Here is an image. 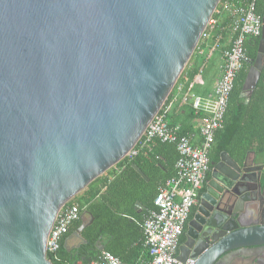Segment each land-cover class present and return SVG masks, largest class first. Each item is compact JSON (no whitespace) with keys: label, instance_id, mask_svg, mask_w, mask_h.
<instances>
[{"label":"water","instance_id":"1","mask_svg":"<svg viewBox=\"0 0 264 264\" xmlns=\"http://www.w3.org/2000/svg\"><path fill=\"white\" fill-rule=\"evenodd\" d=\"M220 1L0 0V264H52L58 213L136 147ZM256 81L251 70L242 93ZM202 205L190 226L211 248L199 264L264 253V210L244 223Z\"/></svg>","mask_w":264,"mask_h":264},{"label":"built area","instance_id":"2","mask_svg":"<svg viewBox=\"0 0 264 264\" xmlns=\"http://www.w3.org/2000/svg\"><path fill=\"white\" fill-rule=\"evenodd\" d=\"M260 1L262 0H245L235 6L225 3L231 28L230 37L225 44L222 45V38L218 37L213 46H208L209 40L217 30L218 19L212 17L202 34L196 51L205 59V63L181 100L182 105H190L199 117L198 134L181 136V127L168 123V116L179 101L176 96L169 105L163 106L162 112H159L147 128L142 141L138 142L144 147L155 140L175 144L179 155L175 175L159 189L154 200V209L149 212L143 224V245L149 258L143 264H193L192 260L185 263L178 260L177 244L205 179L209 167V153L216 134L224 127L235 82L246 60L245 43L260 34L261 18L256 12ZM216 13L222 16L223 12ZM221 47L224 49L221 55V75L216 80L212 93L206 96L195 94L193 91L196 87L206 86L203 77L206 66ZM179 91H184V85L179 86ZM137 153L138 151L133 149L127 157L134 158ZM80 220L81 212L77 204H67L61 209L47 240V254L56 258L64 237L73 224ZM90 264L124 263L111 252L105 251Z\"/></svg>","mask_w":264,"mask_h":264},{"label":"trees","instance_id":"3","mask_svg":"<svg viewBox=\"0 0 264 264\" xmlns=\"http://www.w3.org/2000/svg\"><path fill=\"white\" fill-rule=\"evenodd\" d=\"M244 2L245 0L220 1L216 11L223 13H221L222 16L218 15L216 12L213 15V18L218 19L219 24L216 32L209 40L208 46H213L218 37L222 38L221 43L223 45L230 37V17L225 10V3H228V6H235L238 3ZM249 41L250 40L246 41L245 47L248 45ZM204 45H202V48ZM223 50V47H221L218 56L221 55ZM204 63L205 59L200 57L197 51H195L165 103V106L169 105L176 96L179 97V101L174 107L172 115L169 116L172 123H170L169 118L168 123L174 127L180 126L181 136H196L198 134L195 123H197L199 117L195 114L190 105H182L181 100ZM245 80L246 72L242 70L237 77L235 88L229 102V108L225 118L226 132L234 127L240 118L247 116L248 112L251 111L255 114L256 108L260 105L259 102L255 103L257 106L247 107L241 100L240 94L243 90ZM180 85H184V91H179ZM205 87H196L193 92L198 95L206 96L210 94L211 90H207ZM223 134L228 140V134H225V132H223ZM134 150L138 151L137 156L134 158L126 157L120 161L68 203L69 205L72 203L77 204L81 214L87 213L91 219H94V222L92 225L88 226L81 235L82 239L87 242L86 245H82L68 252L64 247V243L80 228L82 221L80 220L73 224L69 233L64 237L62 247L56 254V258L51 254H47V259L52 264H90L99 256L96 243L101 235L99 231L100 226L104 225V223L106 225L114 224V219L119 214H132L131 210L136 202L149 201L151 203L149 210L154 209V200L159 189L163 183L175 175V165L179 158L177 146L175 144L161 143L155 140L146 147L138 143ZM239 150H242L245 154L249 148H245L241 145ZM133 165L138 167L145 174L149 182H146L134 170ZM146 260H149L148 256Z\"/></svg>","mask_w":264,"mask_h":264},{"label":"flooded vegetation","instance_id":"4","mask_svg":"<svg viewBox=\"0 0 264 264\" xmlns=\"http://www.w3.org/2000/svg\"><path fill=\"white\" fill-rule=\"evenodd\" d=\"M256 10L261 18V31L258 37L249 39L242 69L246 77L251 70L257 73L256 87L241 92L240 98L247 107L257 106L255 103L259 102L261 107L256 108L255 114L248 112L227 132L224 124L220 133L216 134L205 179L177 244L178 252L182 250L189 255L188 260H192L193 264H199L201 257L211 248L198 239V231L190 226L199 208H203L202 204L214 210L225 209L230 214L239 212L244 215V223L253 221L249 215L254 209L257 212L264 210V0L259 2ZM223 132L228 134V140ZM241 145L249 148L245 154L239 150ZM227 174L231 180L226 178ZM226 193L230 204L218 208V198ZM82 245H86L83 239L78 246ZM244 252L228 254L219 264H245L248 261L245 255L252 256L249 264H264V253L252 252L251 255Z\"/></svg>","mask_w":264,"mask_h":264},{"label":"crops","instance_id":"5","mask_svg":"<svg viewBox=\"0 0 264 264\" xmlns=\"http://www.w3.org/2000/svg\"><path fill=\"white\" fill-rule=\"evenodd\" d=\"M218 54H220V51L216 52L213 58H215L216 55L218 56ZM221 55L218 57L221 58ZM172 112L169 114V116L172 115ZM170 119L171 118H169V121L172 123V120ZM195 125L198 132L197 123H195ZM150 204L151 203L149 201L136 202L131 210L132 214H119L114 219V224L106 225L104 223V225L100 226L99 231L101 235L96 243V248L99 252V255L105 251L114 253V255H116V257L119 258L124 264H143L145 261H147L146 258L148 254L143 245V224L149 212L151 211L149 210ZM81 217L82 223L86 222V220H88V222L92 220L87 213H82ZM78 240L79 238L75 236V233H73L65 241V249L68 252L77 249L79 247L76 246V242Z\"/></svg>","mask_w":264,"mask_h":264},{"label":"rangeland","instance_id":"6","mask_svg":"<svg viewBox=\"0 0 264 264\" xmlns=\"http://www.w3.org/2000/svg\"><path fill=\"white\" fill-rule=\"evenodd\" d=\"M222 64L221 58H219L217 55L215 58L211 59L208 62V65L206 66L205 73L203 75L205 81H206V87L205 89L207 90H212L213 87L216 84V80L220 77L221 71H220V66ZM88 222V220H86ZM82 240L79 239L76 242V246L80 244Z\"/></svg>","mask_w":264,"mask_h":264}]
</instances>
